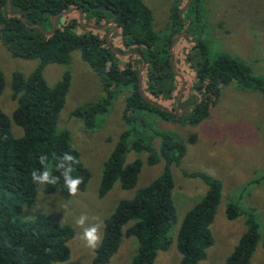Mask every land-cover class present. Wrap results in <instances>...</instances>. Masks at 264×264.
Masks as SVG:
<instances>
[{"label":"trees","instance_id":"1","mask_svg":"<svg viewBox=\"0 0 264 264\" xmlns=\"http://www.w3.org/2000/svg\"><path fill=\"white\" fill-rule=\"evenodd\" d=\"M192 3L193 0L182 16L180 11L186 3L173 9L169 34L160 42L152 28V12L142 0H0V40L3 46L15 58L39 61L27 78L19 72L12 75L11 100L16 107L11 116L0 110V264H56L69 259L67 244L74 237L71 226L57 224L47 214L31 220L19 218L25 207L35 204L39 187L47 195L58 191L63 199L71 197L62 179L55 186L32 182L31 171L42 170L38 162L41 154L48 155L50 161L53 156L64 153L75 157L77 163L73 165V176L83 178L79 192L84 191L90 177L71 149L69 134L56 129L65 104L70 72L66 70L55 85L49 86L42 75L44 67L53 64L69 66L71 54L77 50L95 73L103 97L72 112V116L83 121L86 129H92L96 118L106 113L112 100L124 91L127 92L122 115L125 125L130 127L135 120H140L142 115L136 117L135 112L177 119L170 111L164 112L143 99L138 88V72L145 62L142 74L144 96L171 110L166 104L174 102L180 88L171 56L176 59L175 46L180 39L172 54L170 43L187 25L184 16ZM73 8L82 12L85 25L101 26L114 21L118 30L110 37L111 46L119 53L133 52L140 57H122L114 53L106 42V35L114 26L102 31L86 29L79 21L78 12L59 16L56 30L46 36L45 33L52 29L53 17ZM10 14H20L24 22L21 17ZM185 52L184 62L194 73L190 85L185 82L178 102L183 98L191 100V109L186 116L189 124L197 125L209 117L210 109L217 104L221 86L236 83L242 88L260 91L264 98V80L254 76L248 65L228 55H221L209 63L206 46L201 40ZM4 85L0 71V95ZM11 124L22 130V136H13ZM129 136L130 130L119 135L115 148L103 165L98 188L100 198L107 195L117 182L122 190L134 189L143 162L136 159L127 164L126 155L131 151L146 152L149 166L160 161H164L165 166L159 177L137 190L131 199L121 200L104 221L103 241L91 264L108 263L118 250L122 237H134L137 241L136 254L130 264H153L158 252L165 251L172 242L169 231L176 217L171 196L174 184L169 167L180 162L184 155L183 145L163 136L160 150L156 152L145 138L131 140ZM184 175L199 177L208 187L205 195L185 213L175 236L180 264H197L205 258L213 241L209 226L221 198L222 185L205 174ZM239 215L235 206L227 207V219L234 220ZM128 223L131 224L122 231ZM245 226V232L224 264H249L260 240L258 224L251 213L245 214Z\"/></svg>","mask_w":264,"mask_h":264},{"label":"rangeland","instance_id":"2","mask_svg":"<svg viewBox=\"0 0 264 264\" xmlns=\"http://www.w3.org/2000/svg\"><path fill=\"white\" fill-rule=\"evenodd\" d=\"M142 1L152 12V28L162 42L169 34L173 9L187 1ZM184 18L188 21L189 31L175 46L177 56L174 60L173 55V63L177 74L188 86L194 72L184 62L185 51L198 40L206 46L209 63L221 55H228L248 65L254 76L264 80V0H193ZM71 57L69 66L47 65L42 75L46 83L53 86L61 79L63 72H70L65 104L56 129L57 132L69 134L71 149L90 177L84 191H78L77 195L69 199H63L58 191L47 195L39 187L35 204L25 207L19 215L21 220H31L40 214H47L57 224L72 227L74 237L67 244L69 259L56 264H91L96 250L84 246L79 238L82 230L75 224L76 218L87 215L89 224H103V232L104 221L121 200L131 199L137 190L161 175L164 161L149 166L146 152L131 151L126 155L127 164L136 159L143 162L134 189L122 190L117 182L103 198L98 196L103 165L115 148L119 135L127 130H130L131 140L143 137L156 152L160 150L163 136L184 148L180 162L172 163L169 167L174 184L171 196L176 217L169 231L172 242L165 251L158 252L153 264H180L176 232L185 213L208 190L202 179L188 177L184 173L205 174L222 185L221 198L209 226L213 241L205 258L197 264H224L246 230L247 213H251L257 222L260 235L249 264H264V98L261 92L231 83L221 86L217 104L210 109L209 117L197 125L186 121L191 100L183 98L176 107L174 102L166 104L172 108L168 111L181 114L176 116L177 119L135 112L136 117L142 116L129 127L122 120L124 97L127 95L124 91L112 100L106 113L96 118L94 127L86 129L83 121L72 116V112L96 102L103 97V92L95 73L81 59L80 52L75 50ZM38 64L37 59L13 57L0 40V71L5 80L0 95V110L7 116H11L16 107V103L11 100L12 75L19 72L27 78ZM11 132L14 137L22 136V130L14 124H11ZM229 205L235 206L241 214L234 220L227 219ZM130 224L124 226L122 231ZM136 249L134 237H122L118 250L106 264H130Z\"/></svg>","mask_w":264,"mask_h":264},{"label":"clouds","instance_id":"3","mask_svg":"<svg viewBox=\"0 0 264 264\" xmlns=\"http://www.w3.org/2000/svg\"><path fill=\"white\" fill-rule=\"evenodd\" d=\"M38 162L42 170L34 169L31 171V180L34 184L40 186H55L59 184L62 179L64 187L67 189L69 195H77L79 186L83 183V178L80 176H73V165L77 163L75 157L69 153H64L59 157L53 156L50 161L48 155L41 154ZM54 173H59V175ZM88 221L89 217L82 214L76 218L75 224L82 230L79 238L84 242V246L95 251L103 241V224H89Z\"/></svg>","mask_w":264,"mask_h":264},{"label":"water","instance_id":"4","mask_svg":"<svg viewBox=\"0 0 264 264\" xmlns=\"http://www.w3.org/2000/svg\"><path fill=\"white\" fill-rule=\"evenodd\" d=\"M191 1H192V0H187V2H186L187 4H185V6L183 7V9L180 11V15H181V16H182L183 12L188 8V6H189V4L191 3ZM8 9H9V2H8V5H7V10H8ZM73 12H78V14H79V21H80L81 25H82L83 27H85L86 29L102 31V30L106 29L107 27L113 25V26H114L113 29H111V30L107 33V35H106V42H107L108 46L110 47V49H111L114 53H116L117 55L122 56V57H126V56H129V55H136V56L140 57L139 54H135V53H133V52L119 53V52H117L116 50H114V48L111 46V43H110V36H111L114 32H116V31L118 30V25H117L114 21H109V22L105 23V24L102 25V26H91V25H85V24L83 23V14H82V12L78 11V9H76V8L70 9V10H68V11H66V12H60V13H58L57 15H55V16L53 17V20H52V29H51L48 33H45V35H46V36H50V35L56 30V28H57V18H58L59 16H68V15L72 14ZM10 15L19 16V17H21V20L24 22V18H23L20 14H10ZM188 28H189V25H188V23H187V25L185 26V29L182 30L178 35H176V36L171 40V43H170V53H171V54H172V52H173V47H174L175 43H176L181 37H183V36L185 35V33L188 31ZM171 65H172L173 71L177 74V72H176V70H175L174 63H173V55L171 56ZM144 70H145V62L142 63V66H141V68H140V70H139V72H138V88H139V92H140L141 96H142L143 99H145L149 104H151V105L157 107L158 109H160V110H162V111H164V112H169L167 109H165V108H163V107H161V106L156 105L155 103L151 102L149 99H147V98L144 96L143 91H142V74H143ZM177 76L180 78L181 85H180V88H179V90H178V93H177V95H176V97H175V99H174V107H176V104H177V102H178L180 96L182 95V93H183V91H184V89H185V82H184L183 78H182L180 75H178V74H177ZM173 115H175V116H180L181 114L178 113V111H174V112H173Z\"/></svg>","mask_w":264,"mask_h":264}]
</instances>
